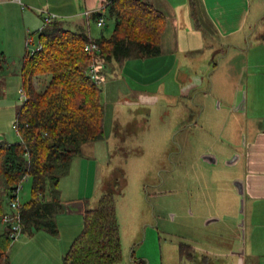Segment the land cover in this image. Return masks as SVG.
Here are the masks:
<instances>
[{
    "label": "crops",
    "instance_id": "crops-1",
    "mask_svg": "<svg viewBox=\"0 0 264 264\" xmlns=\"http://www.w3.org/2000/svg\"><path fill=\"white\" fill-rule=\"evenodd\" d=\"M108 1L0 0V56L22 61L27 35L44 27L47 13L55 14V20L73 31L91 34L92 22L104 28ZM150 1L167 19L161 53L106 62L107 78L101 85L111 89L109 84L121 77L127 62L141 60L144 65L152 62L151 71H146L147 81L174 71L172 83L160 84L166 89L175 87L180 94L158 96L129 89L132 93L125 91L107 110L103 89L105 136L86 143L83 154L74 158L69 173L61 179L59 233L42 229L23 232L29 237L21 240L25 247H11L12 264H47V259L42 261L45 257L63 264L65 253L83 229L85 209L95 208L104 193L103 176L109 180L115 169H125L130 153L143 151L138 158L143 162L141 176L148 195L159 194L160 184L166 183L159 181L156 171L172 170L166 162L168 156L169 163L174 161L170 176L174 190L160 192L162 197H173L172 203L165 205L169 211L166 228L158 230L160 241L162 236L168 240L163 244L162 264H264V0ZM99 10L104 26H98L92 14L86 15ZM181 30L186 34L181 36ZM185 39L189 45L183 48ZM5 72L0 77L4 84ZM13 80L15 76L7 77V82ZM49 81L46 75L40 83L34 82L35 88L42 91ZM121 105L125 111L118 108ZM150 110L158 113L153 115L154 130ZM134 120L138 122L135 125ZM134 126L140 128L139 133L132 134ZM138 135L140 139L133 143ZM101 141L107 143V159L100 153ZM149 151L154 152L153 161L145 164ZM75 161L78 180L69 186ZM123 191L115 194V199L124 253V234L133 246L136 236L125 233L122 227L128 200ZM143 196L141 191L139 200L144 205ZM35 240L39 245L32 248ZM182 244L192 247V259L181 254ZM16 249L21 252L17 258ZM135 258L133 249L131 263L146 264Z\"/></svg>",
    "mask_w": 264,
    "mask_h": 264
},
{
    "label": "trees",
    "instance_id": "trees-1",
    "mask_svg": "<svg viewBox=\"0 0 264 264\" xmlns=\"http://www.w3.org/2000/svg\"><path fill=\"white\" fill-rule=\"evenodd\" d=\"M106 8L108 17L115 20L111 36L93 38L89 32L73 31L54 20L36 32L42 49L26 52L22 59L27 99L18 108L14 125L21 139L0 142V221L11 192L30 177L32 199L20 206L23 232L59 233L61 179L74 158L83 154L86 143L105 136L103 87L87 73L90 65L161 53L167 19L150 0H109ZM102 15L95 12L92 17ZM89 43H96L100 51L89 52ZM4 62L0 56V77ZM40 74L50 76L42 91L34 85V77ZM11 247L10 230L5 227L0 233V264H12ZM181 254L194 257L188 244L181 245ZM122 260L115 193L104 191L95 208L85 209L83 229L63 264H119Z\"/></svg>",
    "mask_w": 264,
    "mask_h": 264
},
{
    "label": "rangeland",
    "instance_id": "rangeland-1",
    "mask_svg": "<svg viewBox=\"0 0 264 264\" xmlns=\"http://www.w3.org/2000/svg\"><path fill=\"white\" fill-rule=\"evenodd\" d=\"M188 19L190 20V16H188ZM114 25L115 20L114 18L108 17L107 25L104 28H98L95 23L92 22L91 24V35L93 38H99L100 36H111L114 31ZM36 30L30 32V36H33L35 43L30 45V50H34L37 47L38 42V34L35 32ZM185 33V31H182L180 33ZM183 33L181 36H183ZM264 34V33H263ZM29 35V34H28ZM27 35V36H28ZM27 40V37H26ZM192 44V43H191ZM194 44H197L194 42ZM198 46H200V41H198ZM189 42L187 39L183 40L181 42V46L183 48L188 47ZM27 48V47H26ZM200 48V47H199ZM202 48V47H201ZM205 48V47H204ZM203 51L206 49H202ZM204 52V54H205ZM203 54V55H204ZM5 59L7 60L4 62L5 65V84L0 81V142L7 141V142H17L20 141V135L17 133L16 129L14 128V124L16 122V113L20 105L23 103V100L21 99V89H22V61L18 57L11 58L7 57V55H3ZM189 59V57H188ZM142 63L141 60H132L131 62H127L125 66H123L120 74V78L115 79L113 82L109 84V87H112L109 90H105V86L103 85L104 89V98L106 100V108L107 110L110 108V106L114 104V101L118 96L123 95L125 91L131 92L129 89H133L135 91H144L147 94H154L158 96H162V94H172L177 95L180 94L179 89H176L175 87H171L169 89H166L162 87L160 84L161 81H165L168 83H172V78L174 75V71L172 73H168L166 77L161 79H150L149 81L146 80L147 74L146 71H151L150 67H152V62H148V64H140ZM191 72V70H190ZM159 73V71L157 72ZM15 80L12 82H7V77H14ZM46 75L40 74L36 75L34 77V82L40 83L43 80V77ZM156 76V74H155ZM35 85V84H34ZM161 86V87H160ZM173 86V85H169ZM38 89V88H36ZM244 92H246V89H244ZM132 93V92H131ZM243 96V95H242ZM108 98V99H107ZM109 99L111 100V103H108ZM124 106H118V108L121 111H125L126 109L123 108ZM174 111V108L171 109ZM150 114L152 116L149 117L150 127L151 130L156 129L155 123L156 120L153 115L158 114L156 111L150 110ZM162 117H165L163 115ZM137 120H134L132 122L133 125L137 124ZM153 127H152V124ZM131 124V125H132ZM110 127V120L109 116L107 117V128ZM140 130L139 127H135L132 130V134H136ZM139 133V132H138ZM141 136V135H140ZM140 136L133 138V143H137L140 139ZM201 139V137L199 138ZM101 147L100 153L102 152V155L105 157L107 153V143H103V141L99 142ZM132 143V144H133ZM221 142H219L220 144ZM85 148L83 149V151ZM150 152V153H149ZM146 153L148 155V160L145 162V164H151L153 161V154L154 152L149 151ZM142 152H133L130 153V157L125 169H112L114 170V175L112 178H104L103 176V182L101 184V188H103L104 191H113L115 194H118L119 191L124 190L125 191V197H128V200H126L125 206L127 213L122 217V227L123 230L125 229V233H129L131 236H136L135 240L136 243L133 246V242H129V238L126 234H124V240L126 241V244H124V253H123V260L125 263L121 264H137L135 262L131 263L130 258L133 249L136 251V257L134 260L140 261L141 259L146 262V264H162V256L164 255V243L167 240L164 236H162V240L160 241V238L158 237V230H163L166 227L165 221L167 220V215L169 213L168 210H166L165 205L166 203L170 202L172 203L173 197H162L160 196V192L167 191L170 189L174 190V181L172 180L173 176V169H174V161H170L169 163V156L166 159L167 165L170 166L172 170H169L168 172L162 170L159 168L158 170L156 168H153L156 171V176L159 177V181H164L166 183L160 184L159 186V194H147L146 192V185L144 183V180L141 176L142 173V165L143 162L138 158L139 156H143ZM90 156V155H89ZM92 156V155H91ZM96 158V157H95ZM107 159V157H105ZM132 158V159H131ZM96 161V160H95ZM144 164V165H145ZM78 161H75V169L73 172H71L70 178L67 180L68 185L70 186L72 184V181L76 182L78 180L79 175V168H78ZM127 176H125V171ZM137 172L140 173V175L137 174ZM171 176V177H170ZM22 189L20 191V199L22 201V204L25 202H28L32 199V179L30 177H27L22 182ZM81 186H84L81 184ZM73 192L75 190H72ZM123 191V192H124ZM144 193L143 200L144 205L141 203V200H139V195ZM93 200V199H92ZM94 201V200H93ZM91 202V201H90ZM120 203H124V200H121ZM92 204V203H91ZM125 206H123L125 208ZM8 209V207H7ZM168 223V222H167ZM172 224V223H170ZM172 228V227H170ZM5 229V225L0 221V233ZM140 229V231L138 230ZM172 230V229H170ZM29 237L27 233H24L22 235L21 239L17 241H12V246L15 247L16 245H20L25 247L23 244H21V240L23 241ZM171 238V237H170ZM36 241V240H35ZM37 242V241H36ZM28 244V247L36 248V245H39V241L37 243ZM41 244V243H40ZM162 246L160 247V245ZM15 245V246H14ZM133 246V247H132ZM17 247V246H16ZM23 248L22 250H24ZM12 252V248H11ZM17 252V249H16ZM20 252V251H19ZM17 252L15 255V258L21 256V252ZM47 264H54V261H50L48 258ZM123 262V261H122Z\"/></svg>",
    "mask_w": 264,
    "mask_h": 264
},
{
    "label": "built area",
    "instance_id": "built-area-1",
    "mask_svg": "<svg viewBox=\"0 0 264 264\" xmlns=\"http://www.w3.org/2000/svg\"><path fill=\"white\" fill-rule=\"evenodd\" d=\"M106 7V5L104 6ZM97 12H101L100 10ZM93 14L92 12H86V15L90 16ZM57 18L55 14L47 13L44 17V25L51 23ZM98 26H104L105 25V18L103 16H100L97 20ZM35 40L33 36H30V34L27 36L26 40V46H27V52L30 54H34L36 51L41 50L43 45L39 41L37 42V47L34 50H30V45L34 44ZM86 49L91 51H100V47L96 43H89L86 45ZM106 64L104 62H95L90 65V67L87 70V73L89 76L96 81L99 84H102L106 78ZM21 99L23 102L26 101L27 97L25 95V92L22 91ZM22 183H20L14 190L11 192V196L8 200V209L2 216V223L10 230V239L12 241H17L21 239L23 235V228H22V221H21V213H20V206L22 205V201L20 199V191L22 189Z\"/></svg>",
    "mask_w": 264,
    "mask_h": 264
}]
</instances>
